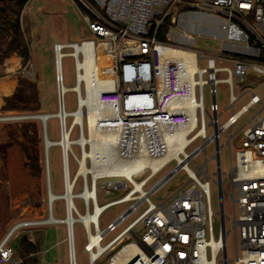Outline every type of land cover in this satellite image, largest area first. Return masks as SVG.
Listing matches in <instances>:
<instances>
[{
	"label": "built area",
	"instance_id": "2783aa9c",
	"mask_svg": "<svg viewBox=\"0 0 264 264\" xmlns=\"http://www.w3.org/2000/svg\"><path fill=\"white\" fill-rule=\"evenodd\" d=\"M76 1L84 9L92 37L70 43L57 40L53 46L55 68L58 52L63 54L61 63L64 57L73 59L76 84L68 91L76 94V109H66L68 91L60 87L64 85L62 68L60 77L56 71L57 110L46 113L47 123L50 118L58 121L59 139L52 141V147L61 152L63 193L72 185L73 207L66 198L60 199L61 194H56V201L65 202L64 217L70 209L75 218L74 257L69 226L63 218L53 223L66 225L68 264H77L76 223L86 232L83 249L89 264L103 257L109 264H264V104L261 94L251 90L235 94L247 76H264V0ZM197 35L219 40L220 51L195 49ZM102 57L109 64L102 63ZM89 61L94 84L101 88L95 102L88 105L85 74ZM219 83L229 89L223 110L216 101ZM206 86L212 95L210 111L205 105ZM246 94H250L248 102L235 110ZM79 109L81 122L74 123ZM228 109L231 113L224 116ZM249 112V121L237 128ZM33 115L9 114L3 119L27 121L34 120ZM227 131V139L221 142ZM197 140L201 142L189 151ZM210 143L215 146L214 173L208 169L209 158L203 165L195 163ZM95 144L104 145L110 155L103 159L88 155L86 164L98 169L97 174H78L79 159L85 151L95 153ZM224 146L229 150L227 171L222 168ZM165 156L169 157L155 169L137 166L140 161ZM44 161L50 173L49 153ZM72 161L76 164L73 174ZM173 162L174 167L148 186ZM179 171L186 175L183 186L154 202L152 196ZM79 184L81 190L76 191ZM212 184L218 194L216 211ZM114 191L122 195L99 204V193ZM86 192L91 195L85 196ZM76 200L83 202V212ZM117 205L126 207L102 229V214ZM48 211L55 217L52 202H48ZM80 215L92 217L85 220ZM38 222L45 224L46 220ZM29 223L13 227L0 243V264L22 262L15 258L11 237ZM141 226L145 233L139 236L136 231ZM230 232L235 235L234 260L228 258Z\"/></svg>",
	"mask_w": 264,
	"mask_h": 264
},
{
	"label": "rangeland",
	"instance_id": "374dc122",
	"mask_svg": "<svg viewBox=\"0 0 264 264\" xmlns=\"http://www.w3.org/2000/svg\"><path fill=\"white\" fill-rule=\"evenodd\" d=\"M22 26L27 37L31 58L29 63H24L16 55H12L0 65V79L3 77L11 78V86L9 89L0 88V144L10 143L3 156L0 155V243L8 236L13 227L20 223L38 222L46 220L49 216L48 211V189L45 170V147L44 139L41 145V157L43 171L40 175H33L26 165L27 159L23 154L20 146L12 141L10 132L16 129V126L26 120L9 121L3 119L9 114H39L54 113L57 110L56 96V68L55 54L53 50L54 43L58 40L61 43L79 42L83 39L92 37L88 23L84 19V11L76 0H29L23 10ZM221 43L219 40L207 36L197 35L195 49L203 51H220ZM64 85L67 88L76 84L74 62L71 57L62 59ZM23 75L35 83L36 90L39 94L40 109L35 112H17L5 111L3 106L5 101L3 96L12 93V86L16 84L17 76ZM245 90H251L254 93L261 94L264 104V76L249 75L245 82L241 83L236 89L235 94L240 95ZM250 94L244 95L235 105L238 110L243 104L248 102ZM216 101L220 110H223L229 102V89L225 83H219L216 87ZM65 104L67 111L76 109V94L74 91H68L65 94ZM205 105L210 111L212 106V95L210 87H205ZM260 106L254 107L258 110ZM231 113L228 109L224 112V116ZM251 118V112L246 113L237 125H244ZM41 128L39 119H34ZM48 137L51 140L59 139L58 121L50 118L47 123ZM211 130H209V133ZM74 136H77V129ZM43 137V133H42ZM228 137V131L221 135V142ZM201 140H197L188 150L198 145ZM233 145V150H234ZM215 150L213 143L207 146L206 154H199L195 163L203 165L206 158H209L208 169L211 173L216 172V161L211 158ZM75 151L79 154V149L75 147ZM222 168L224 171L229 169V150L224 146L221 149ZM50 161V185L51 190L55 194L63 193V177H62V161L59 147L53 146L49 152ZM193 166V165H192ZM174 162L166 166L157 176H155L148 186L154 184L161 176L167 173ZM76 164L72 161L71 172L74 173ZM186 181L184 171H179L176 176L157 194L152 196L154 202L159 199L165 200L172 193L176 192L183 186ZM81 190V184L76 191ZM32 195L31 197H29ZM121 192L114 191L112 194L106 195L99 193V204L120 197ZM211 196L213 208H218V194L215 184L211 187ZM39 202L36 206L34 202ZM80 212L84 211L83 202L75 201ZM227 208L230 207V201H226ZM126 205H117L108 208L100 219V227L105 228L124 208ZM54 215L56 218H64L65 202L57 200L53 203ZM137 234L142 236L145 233L143 226L137 229ZM19 235V242L15 246V258L20 260L18 245L23 236L32 238L34 243L40 245V264H68V243L66 235V225L63 223H41L28 224L18 228L11 237L12 240ZM111 238V236L109 237ZM108 238V239H109ZM106 239L105 241H107ZM74 241L77 264H89L88 256L84 252V245L87 242L86 232L82 224L74 225ZM228 258L234 260L236 258L235 235L230 232L227 238ZM96 264H109L107 257L100 258ZM230 264H235L231 262Z\"/></svg>",
	"mask_w": 264,
	"mask_h": 264
},
{
	"label": "trees",
	"instance_id": "16d2710c",
	"mask_svg": "<svg viewBox=\"0 0 264 264\" xmlns=\"http://www.w3.org/2000/svg\"><path fill=\"white\" fill-rule=\"evenodd\" d=\"M29 0H0V65L12 55L29 63L30 47L22 26L23 10ZM83 9V7L80 5ZM84 11V9H83ZM160 38H163L160 36ZM16 84L12 86V93L3 96L5 111L35 112L40 109L39 94L35 83L26 76L18 75ZM2 97L0 98V102ZM12 141L18 144L25 155L33 175H40L43 171L41 145L43 137L40 125L34 120L23 121L10 132ZM10 143L0 144V155L3 156ZM30 195L29 197H31ZM33 198V197H31ZM39 206V202H34ZM19 242V235L15 244ZM15 245V246H16ZM22 262L20 264H40V245L33 243L27 236H23L18 246Z\"/></svg>",
	"mask_w": 264,
	"mask_h": 264
},
{
	"label": "bare ground",
	"instance_id": "6f19581e",
	"mask_svg": "<svg viewBox=\"0 0 264 264\" xmlns=\"http://www.w3.org/2000/svg\"><path fill=\"white\" fill-rule=\"evenodd\" d=\"M63 56L62 52H58L57 54V58H56V62H57V66H56V71L58 73V76L60 77L62 75V63H61V57ZM101 62L104 63V64H109V59L107 57H102L100 58ZM88 66H89V69L87 71V73L85 74V78H86V81H87V85H88V97L87 99L85 100V103H87L88 105L89 104H93L96 100V96H97V93L98 91L100 90L101 87H98L94 84V80H93V76H92V70H91V62L89 61L88 62ZM11 86V78L10 77H3L0 79V88H5V89H9ZM61 89L64 91V92H67L68 90H70L69 88L65 87V85H60ZM41 118L43 120H46L47 119V116L46 115H43V114H46V113H39ZM81 122V110L79 109V111L76 113V117H75V121L74 123H79ZM91 133V136L93 135V133L90 131ZM50 142L47 143V147H48V151L50 150V148L52 147V144H53V140L49 139ZM180 144L182 145L183 144V139L181 138L180 140ZM97 151H95V153H92V154H89L88 151H85L84 154H83V157L80 158V163H81V168L78 172V174H86L87 172L91 171L94 175L97 174V171L98 169H95V168H90L87 164H86V157L88 155H91V156H96V155H99V157L101 159L104 158V156H108L110 155L106 149V147L103 145H99V144H95L94 146ZM68 149V148H66ZM173 152L169 155H172ZM167 157L169 156H165L161 159H158V160H151V161H140L137 166L138 167H143V166H146V165H150L151 167H153L154 169L156 167H158ZM130 168H127V171H129ZM72 185L69 184L68 185V189H67V192L66 194L62 193L61 196H60V199L61 198H66L67 199V202L70 206V208L73 207L74 205V201L72 200ZM85 196H90L91 193L89 192H86L84 194ZM59 198V196H57L55 193H52L50 194V201L52 203H54L56 201V199ZM99 207L96 208V213L99 211L98 210ZM81 218L87 220V218H91L92 216L91 215H88V216H83V215H80ZM56 217H54L53 215H50L47 219H46V223H54L56 220H55ZM75 220L74 216H72V213L70 211V209L68 210V214H67V217H64L63 218V222L66 223L68 226H69V229H70V242H71V248H72V256L74 257V250H73V228H72V223L73 221ZM42 222H32V223H29V224H41ZM16 238V237H15ZM15 238L12 240V245L15 246Z\"/></svg>",
	"mask_w": 264,
	"mask_h": 264
},
{
	"label": "water",
	"instance_id": "95a60500",
	"mask_svg": "<svg viewBox=\"0 0 264 264\" xmlns=\"http://www.w3.org/2000/svg\"><path fill=\"white\" fill-rule=\"evenodd\" d=\"M43 115H46L48 117L47 114H43ZM33 117L35 119H39L40 122H41V126H42V133H43V139H44V147H45V150H44V153H45V160L47 161L48 160V147H47V143L50 142L49 138H48V134H47V119L46 120H43L40 116V114H34ZM45 170H46V179H47V189H48V198L50 197V194L51 193V185H50V173H49V167H48V164L47 166L45 167ZM49 203H51L50 199L48 201ZM19 246V245H18Z\"/></svg>",
	"mask_w": 264,
	"mask_h": 264
}]
</instances>
